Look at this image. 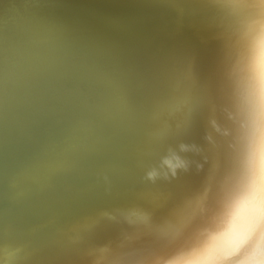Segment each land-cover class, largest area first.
Returning <instances> with one entry per match:
<instances>
[{
  "label": "bare ground",
  "instance_id": "1",
  "mask_svg": "<svg viewBox=\"0 0 264 264\" xmlns=\"http://www.w3.org/2000/svg\"><path fill=\"white\" fill-rule=\"evenodd\" d=\"M258 16V0H0V264L168 250L234 167Z\"/></svg>",
  "mask_w": 264,
  "mask_h": 264
},
{
  "label": "clouds",
  "instance_id": "2",
  "mask_svg": "<svg viewBox=\"0 0 264 264\" xmlns=\"http://www.w3.org/2000/svg\"><path fill=\"white\" fill-rule=\"evenodd\" d=\"M258 4L236 67L234 167L214 202L201 199L198 214L177 231L168 250L131 264H264V0ZM94 264L125 262L104 258Z\"/></svg>",
  "mask_w": 264,
  "mask_h": 264
}]
</instances>
